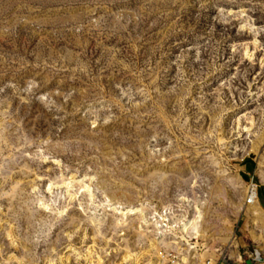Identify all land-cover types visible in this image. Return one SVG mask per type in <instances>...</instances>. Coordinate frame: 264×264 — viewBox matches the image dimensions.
Returning <instances> with one entry per match:
<instances>
[{"label":"rangeland","instance_id":"obj_1","mask_svg":"<svg viewBox=\"0 0 264 264\" xmlns=\"http://www.w3.org/2000/svg\"><path fill=\"white\" fill-rule=\"evenodd\" d=\"M244 160L264 0H0V264H235Z\"/></svg>","mask_w":264,"mask_h":264},{"label":"crops","instance_id":"obj_2","mask_svg":"<svg viewBox=\"0 0 264 264\" xmlns=\"http://www.w3.org/2000/svg\"><path fill=\"white\" fill-rule=\"evenodd\" d=\"M240 172L244 182L252 183V184L255 183L256 185L258 201H256L255 208L259 212V215L261 217L260 220L261 223H263V225L261 226L260 224L254 222V220L251 219L247 214L248 219L246 220L244 228L240 230L241 231L240 245L242 246L243 251H259L261 253V256L264 258V200L262 204V200L259 197L260 189L261 192L263 191L264 194V176L262 177V179H260V176L256 170V166L254 162L251 160L243 161ZM247 205H248V198H247ZM248 210L250 211V209ZM251 210L252 211L250 212L253 213L254 208H251ZM234 257H239V255H236L234 253ZM218 264H222V263L218 262ZM235 264H239V260H235ZM257 264H264V263H257Z\"/></svg>","mask_w":264,"mask_h":264},{"label":"built area","instance_id":"obj_3","mask_svg":"<svg viewBox=\"0 0 264 264\" xmlns=\"http://www.w3.org/2000/svg\"><path fill=\"white\" fill-rule=\"evenodd\" d=\"M253 187L255 188L256 197L258 200V194H257L256 186L253 185ZM239 255H240L239 264H245V260H247V259H255V252L254 251H244L243 253H240ZM161 262L163 264H191L190 258H188L185 262L182 260V256H179L174 252H171V253L166 252L165 255L162 257ZM198 264H213V263L211 261L207 260L205 262H200V263L198 262ZM216 264H218V262Z\"/></svg>","mask_w":264,"mask_h":264},{"label":"bare ground","instance_id":"obj_4","mask_svg":"<svg viewBox=\"0 0 264 264\" xmlns=\"http://www.w3.org/2000/svg\"><path fill=\"white\" fill-rule=\"evenodd\" d=\"M247 198H248V202H249L250 207H251V208L254 207L253 213H254L255 215L259 216V213H258L257 209L255 208V207H256V201H258V200H257V197H256L255 188H254L253 186H250V187H249V192H248V196H247ZM207 260L211 261L213 264H216V263H215L214 261H212L211 259H206L205 261H207ZM183 261L186 262V259H183ZM205 261H203V262H205Z\"/></svg>","mask_w":264,"mask_h":264},{"label":"water","instance_id":"obj_5","mask_svg":"<svg viewBox=\"0 0 264 264\" xmlns=\"http://www.w3.org/2000/svg\"><path fill=\"white\" fill-rule=\"evenodd\" d=\"M256 263H264V258L261 256V253L259 251H255V259L245 260V264H256Z\"/></svg>","mask_w":264,"mask_h":264},{"label":"trees","instance_id":"obj_6","mask_svg":"<svg viewBox=\"0 0 264 264\" xmlns=\"http://www.w3.org/2000/svg\"><path fill=\"white\" fill-rule=\"evenodd\" d=\"M259 197L262 200V204H263L264 194H263V191L261 192V189H260V192H259Z\"/></svg>","mask_w":264,"mask_h":264}]
</instances>
